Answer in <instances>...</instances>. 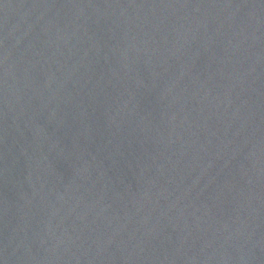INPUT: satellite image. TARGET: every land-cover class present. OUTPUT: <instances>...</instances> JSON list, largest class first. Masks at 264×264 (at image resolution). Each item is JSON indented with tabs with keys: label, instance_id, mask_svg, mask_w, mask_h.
Segmentation results:
<instances>
[{
	"label": "water",
	"instance_id": "1",
	"mask_svg": "<svg viewBox=\"0 0 264 264\" xmlns=\"http://www.w3.org/2000/svg\"><path fill=\"white\" fill-rule=\"evenodd\" d=\"M264 0H0V264H175Z\"/></svg>",
	"mask_w": 264,
	"mask_h": 264
}]
</instances>
